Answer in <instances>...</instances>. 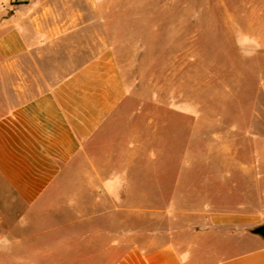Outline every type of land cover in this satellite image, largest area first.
Returning <instances> with one entry per match:
<instances>
[{
    "label": "crops",
    "instance_id": "0c3cea01",
    "mask_svg": "<svg viewBox=\"0 0 264 264\" xmlns=\"http://www.w3.org/2000/svg\"><path fill=\"white\" fill-rule=\"evenodd\" d=\"M4 9L0 264H264V236L253 232L264 224L263 135L230 133L208 148L180 142L175 164L203 166L204 179L183 167L171 187L166 124L147 109L139 132L142 109L128 107L132 85L116 53L103 47L49 79L69 27L51 26L50 12L28 0ZM177 196L210 200L122 201Z\"/></svg>",
    "mask_w": 264,
    "mask_h": 264
},
{
    "label": "rangeland",
    "instance_id": "374dc122",
    "mask_svg": "<svg viewBox=\"0 0 264 264\" xmlns=\"http://www.w3.org/2000/svg\"><path fill=\"white\" fill-rule=\"evenodd\" d=\"M10 1L17 0H0L1 17ZM28 1L35 10L50 12L51 26L70 29L51 60L58 73L47 74L49 79L103 47L116 53L132 85L128 107L142 109L135 125L139 132H145L147 109L154 110L156 124H166L160 133L170 150L171 187L183 167L188 179H204L203 166L177 164L184 159L178 158L180 142L194 149L226 144L230 133L264 136V0ZM206 200L122 198L124 205L139 206Z\"/></svg>",
    "mask_w": 264,
    "mask_h": 264
},
{
    "label": "water",
    "instance_id": "95a60500",
    "mask_svg": "<svg viewBox=\"0 0 264 264\" xmlns=\"http://www.w3.org/2000/svg\"><path fill=\"white\" fill-rule=\"evenodd\" d=\"M254 233H258L264 236V224H260L253 229Z\"/></svg>",
    "mask_w": 264,
    "mask_h": 264
}]
</instances>
